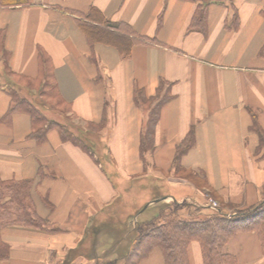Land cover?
<instances>
[{
    "label": "crops",
    "instance_id": "0c3cea01",
    "mask_svg": "<svg viewBox=\"0 0 264 264\" xmlns=\"http://www.w3.org/2000/svg\"><path fill=\"white\" fill-rule=\"evenodd\" d=\"M92 9L99 16L86 19ZM86 20L133 41L129 55L84 33ZM40 62L66 114L24 85L40 84ZM13 88L46 120L89 130L94 154L63 142L56 127L42 142L33 139L29 114L13 109ZM254 121L264 132V0H0V181L31 182L28 201L49 223L2 228L0 264H121L125 250L112 258L111 236L88 227L96 218H114L119 230L131 217L146 220L159 195L160 202H215L225 212L258 206L264 155ZM146 136L151 146L143 151ZM179 187L194 190V199L173 196ZM146 191L147 204L124 214V200L134 205ZM223 253L237 264H264L253 232L237 233ZM187 258L203 264L198 242L188 244ZM139 264H164L162 252Z\"/></svg>",
    "mask_w": 264,
    "mask_h": 264
},
{
    "label": "trees",
    "instance_id": "16d2710c",
    "mask_svg": "<svg viewBox=\"0 0 264 264\" xmlns=\"http://www.w3.org/2000/svg\"><path fill=\"white\" fill-rule=\"evenodd\" d=\"M210 1L214 0H208V2ZM98 16L99 13L92 9L86 19ZM80 26L89 37L111 43L122 52L124 57L129 55V49L133 43L130 39L107 32L103 28L91 26L87 20L81 21ZM105 26L118 29L119 24L105 22ZM141 40L145 41L142 38L138 41L142 42ZM3 65L4 72L10 74L7 60L4 61ZM39 67L41 72L39 85H36L34 80L22 82L30 90H38L39 97L48 102L52 108L63 106L61 112L66 114L67 105L57 93L48 65L40 62ZM9 93L12 98L13 109L29 114L32 128L30 135L37 142H42L49 129L56 127L63 142L71 143L91 155L94 154L93 145H95V141L91 139L89 130L48 121L39 109L35 108L27 99L20 97L15 88L10 89ZM156 115L155 109L150 112L148 130H151L155 124ZM95 127L96 125L93 124L88 125L90 130H94ZM251 130L257 135L258 149L263 151L264 155V132L259 129L255 121ZM149 139L148 136L142 139L140 146L143 151L151 146ZM192 141V135L188 136L186 143L182 145V149L177 150L174 160L176 170L180 168V156L191 147ZM30 183L0 181V230L11 225L48 229V221L40 219L34 211L32 202L28 201ZM156 210L150 218L143 221L139 220L134 226L125 253H121L119 256L121 264H139L154 249H159L162 252L164 264H189L187 247L192 241L198 242L201 247L203 264H237L234 257L223 253V248L231 238L241 232L255 233L264 252V201L258 206L229 216L223 214L219 207L212 210L208 206L201 208L190 206L186 202L177 204L175 201L171 204L159 205ZM177 211L185 212L186 216L177 215ZM90 228L93 232H97L99 227L90 224L88 231ZM1 248L0 256L2 254Z\"/></svg>",
    "mask_w": 264,
    "mask_h": 264
},
{
    "label": "rangeland",
    "instance_id": "374dc122",
    "mask_svg": "<svg viewBox=\"0 0 264 264\" xmlns=\"http://www.w3.org/2000/svg\"><path fill=\"white\" fill-rule=\"evenodd\" d=\"M28 91V90H27ZM26 91V92H27ZM35 91H37V90H35ZM29 92L30 93V95H35V96H37V93L36 92ZM163 188L165 189L166 188V186L165 185H163ZM153 191H155L154 189L151 191V192H153ZM157 191H160L159 189H157ZM151 192H147L146 191V193L144 194V197L142 198V196H140L141 197V199L137 202V203H135L134 205H133V203L132 204H128V202L127 201H125L124 200V204L122 205V207H121V209L123 210V213L124 214H127V215H131L132 213H135V210L136 209H138V208H136L137 207V205L140 203V205H139V207L141 206V205H143L144 204V206L147 204V201H148V199H149V197H150V193ZM162 192H164L165 193V191H162ZM172 192V195L173 196H176V197H179V196H188V197H190L191 199H194V194H195V192H194V190H189L188 188H182V187H179V188H176V189H174L173 191H171ZM133 195V194H132ZM136 195V192L134 193V196ZM161 197V195H159V197L158 198H156L155 200H158L159 202L157 203L158 205H163V204H171V203H173V201H171V200H167L166 199V203L165 202H163V201H161L160 202V198ZM148 198V199H147ZM131 201V200H130ZM177 204H181L182 202H186L188 205H190V206H198V207H201V208H203L204 206L203 205H197V202H195L194 200H184V201H181V202H177V201H175ZM119 204H120V202H119ZM203 206V207H202ZM115 207V206H114ZM143 207V206H142ZM156 209V208H155ZM246 209H248V208H246ZM246 209H243V210H238V211H234V210H232L231 212H225V211H223V214H225L226 216H229V215H233V213L235 212V213H239V212H241V211H244V210H246ZM112 210V209H111ZM107 211H109V209L107 210ZM117 211L119 212L120 211V209L118 210V208H117ZM177 215H180V216H186L185 214V212H182V211H177V213H176ZM193 215H195L194 213H193ZM101 217H104V218H106L107 217V215H101ZM120 218L122 219V217L120 216ZM118 220V219H117ZM138 222V220H137V218L136 217H131L130 219H129V221L126 223V224H124L123 225V228L121 229V230H119L118 229V224H116L115 223V219L114 218H112V219H106V221H103V218H102V220L101 219H95L94 221H92L91 222V225L92 226H98L99 228H98V230H97V232H96V234L98 233V232H101V233H108L109 234V236H111V239H110V243H111V245H112V250H111V257L112 258H114L115 256H119V255H114V256H112L113 254H114V252L115 253H117V250H118V248H120L122 251H124L126 248H127V246H128V243L130 242V240H131V236H132V234H133V229H134V226L136 225V223ZM89 231H91V232H93L92 231V228H90V230ZM115 232H120L119 234L121 235V236H123V237H121L120 239L118 238H116V236H115ZM107 235V234H106ZM119 235V236H120ZM108 236V235H107ZM96 237H97V235H96ZM120 241H121V245H120ZM94 242H95V246L97 247L98 245H99V243H97V242H100V240L99 239H95L94 240ZM119 249V250H120ZM103 256V255H102ZM107 255H105V257H106ZM106 261V260H105Z\"/></svg>",
    "mask_w": 264,
    "mask_h": 264
},
{
    "label": "built area",
    "instance_id": "2783aa9c",
    "mask_svg": "<svg viewBox=\"0 0 264 264\" xmlns=\"http://www.w3.org/2000/svg\"><path fill=\"white\" fill-rule=\"evenodd\" d=\"M208 207H210L213 210H216L218 208V205L215 202H209Z\"/></svg>",
    "mask_w": 264,
    "mask_h": 264
},
{
    "label": "bare ground",
    "instance_id": "6f19581e",
    "mask_svg": "<svg viewBox=\"0 0 264 264\" xmlns=\"http://www.w3.org/2000/svg\"><path fill=\"white\" fill-rule=\"evenodd\" d=\"M206 206H208V204Z\"/></svg>",
    "mask_w": 264,
    "mask_h": 264
}]
</instances>
